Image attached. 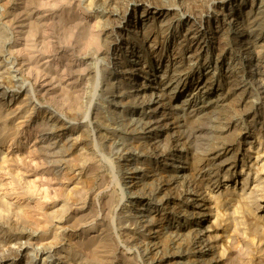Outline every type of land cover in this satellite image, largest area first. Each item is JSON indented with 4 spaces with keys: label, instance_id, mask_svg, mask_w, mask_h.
<instances>
[{
    "label": "rangeland",
    "instance_id": "rangeland-1",
    "mask_svg": "<svg viewBox=\"0 0 264 264\" xmlns=\"http://www.w3.org/2000/svg\"><path fill=\"white\" fill-rule=\"evenodd\" d=\"M66 1L0 0V97L6 96L0 100L2 104H0L2 129V131L0 129V264H130L131 262V264H159L158 262L166 259L167 256L172 258L163 260L160 264H236L240 263L242 258L246 259L248 264H264V261L262 262L264 233H262L263 229L260 230L257 226L261 224L257 216H264V182L261 179L257 181L261 185L255 182L256 185L252 186L256 177L249 171L254 158L253 150L257 149L259 153L264 151V103L257 89L256 78L253 77L251 70L253 67H249L250 63L244 59V52L240 51L238 57L233 48H223L216 41L220 29L223 32H228V28L236 31L241 26L246 27L248 24L246 20L249 22L252 18L259 26L254 32L245 31L243 34L244 37L246 36L244 41L248 46L245 48L252 56L251 39H256L264 48V2L262 0L261 2L254 0L251 3L250 0ZM256 8L259 9L257 12ZM24 12H27V15L30 13L33 17L38 16L42 22L37 26L32 24L35 31V36L31 37L33 48H36V55L43 57L46 62L38 70L43 78L49 80L53 78L54 82H58L51 87L45 85V89L42 90L32 87L34 81L32 74L37 68L29 63L32 65L30 66L32 74L29 73L27 77L22 72L21 63L27 60L25 53L23 54L26 50H23L22 39L25 35H28V38L32 35H29L28 27L27 31L25 28L22 39L20 41L17 39L20 32L19 15L21 13L24 15ZM234 12L238 13L235 17L238 19L232 21L228 16H232L231 13ZM141 14L147 16L141 18ZM256 15H258L257 20ZM57 17L59 18L56 19ZM93 22H96L97 26ZM86 24H92V27L88 26V28ZM223 25L225 27L222 28ZM144 26L147 28L145 29ZM81 31L85 32L82 37ZM144 31L147 33V38L142 37ZM236 33L237 31L235 35ZM208 34L209 40H205ZM91 37L96 40L92 41ZM114 40L116 48L112 45ZM132 45L138 47L133 54L130 50ZM241 47L243 48L242 44ZM138 51L140 52L137 53ZM119 58L122 63L119 62ZM241 58L245 63L247 62L245 65L247 67L243 69L244 73L240 68ZM137 61H139L138 66L134 64ZM259 61L255 62L262 66L264 59ZM149 75H151L150 82L145 79V76ZM20 78L29 89L28 94L20 90L21 83L15 82ZM202 78L207 82L201 81ZM145 83L148 84L149 89L138 92V95L134 94L138 87ZM150 86L153 88L150 89ZM237 87H242L244 90ZM121 94L124 97L132 95L131 98L129 95L130 99L127 98V101L125 99L124 103L127 105L120 104L118 107L117 102L121 101L122 98L119 97ZM159 96H162V101ZM52 98L56 101L53 102ZM70 99H74L77 103L80 112L79 121L73 118L70 112L65 111V103L69 104ZM147 99L151 100L154 106L152 107L155 108L152 113L155 120L151 117L148 121L152 127L153 124L160 126L157 129L160 138L155 134V141L143 138L141 126H138V122L134 120L137 118L135 112L140 111V108H136L135 102L141 101L144 104ZM44 106L50 107L56 113L52 114ZM145 108L146 106L142 111ZM54 118L64 123L71 122L72 125L62 128L58 124L45 125L46 120L53 122ZM9 125L13 126L10 128L14 134L9 130ZM217 131L218 133L223 131L224 134L228 131L227 139L232 142L228 140L224 142L226 138L224 141L213 139L216 138ZM209 132L211 135L215 133L213 134L215 136H211ZM63 134L67 135L69 141L62 139ZM229 134L231 137L228 138ZM222 143H232L233 149L231 159L229 158L222 167L208 163L209 166L200 167L195 173L186 170L190 163L188 159L192 154L200 159H203L201 158L203 156L204 159L201 161L205 158L207 160L211 150H216ZM54 150L57 151L53 153ZM59 160L60 163H55ZM211 170H216L218 173L215 174V171ZM205 173H209L206 174L208 177L214 176L211 184L206 181L200 184L202 182L200 175ZM226 175L228 176L225 179ZM242 177H248L247 185L250 186L246 188L248 194L244 198L245 201L237 198L244 186ZM225 186L231 190V193H225ZM141 187L143 189L150 187L148 191L145 189L149 193L143 196ZM216 195L220 197L216 198ZM216 199L218 200L215 201ZM198 200L202 201L201 204ZM56 206L57 208L63 206L65 215L74 214V219L78 220L73 219L67 224L59 223L58 219L59 216L62 217L63 211L59 215L58 211H55ZM148 208L150 213L146 211ZM254 209L257 211L256 214H253ZM150 220L151 226H154L151 237L148 236V239L144 236L142 239L144 241L138 242L146 232L145 227L140 228L143 226V221L147 223ZM233 221L238 230H242L241 234L231 237L230 231H227L231 229ZM140 224L141 226H138ZM130 230H133L130 232L134 234L132 237L129 234ZM135 235L142 237L134 240ZM94 236L107 241L111 258L105 263L88 254L87 250L90 249L88 247L91 246L87 241ZM176 237L182 240H176ZM236 239L252 242L253 244H250L252 254L249 255L246 251L243 253V246L241 250H235L238 248L236 245L241 247L242 244L239 242H243H238ZM144 242L147 244L145 248L150 251H143ZM12 248L16 256L10 252L9 249ZM182 248L184 251L181 250ZM196 250L197 252L203 250L202 255ZM240 251L243 255L239 253ZM178 252L179 256L187 253L188 256L191 255L189 258L192 257V260H188L190 263L180 260L177 256ZM236 253L240 255L236 256ZM235 257L241 259L237 261ZM234 259L236 262H233Z\"/></svg>",
    "mask_w": 264,
    "mask_h": 264
},
{
    "label": "bare ground",
    "instance_id": "bare-ground-1",
    "mask_svg": "<svg viewBox=\"0 0 264 264\" xmlns=\"http://www.w3.org/2000/svg\"><path fill=\"white\" fill-rule=\"evenodd\" d=\"M27 1V0H26ZM65 1V0H64ZM68 1V0H67ZM66 1V2H67ZM70 1V0H69ZM113 1V0H112ZM254 0H250V3L251 2H253ZM28 2H29V0H28ZM260 2H261V0H260ZM262 2H264V0H262ZM21 3V2H20ZM215 3V2H214ZM16 4V3H15ZM24 4V3H23ZM26 4H27V2H26ZM29 4V3H28ZM70 4V3H69ZM117 4V3H116ZM122 4V3H121ZM22 5V4H21ZM25 5V4H24ZM159 5V4H158ZM260 5H263V4H260ZM110 6V5H109ZM120 6V5H119ZM168 6V5H167ZM250 6V5H249ZM14 7H15V5H14ZM21 7H23V6H21ZM26 7V6H25ZM163 7V6H162ZM210 7V6H209ZM208 7V8H209ZM20 8V7H19ZM111 8V7H110ZM263 8V7H262ZM116 9V8H115ZM257 9V8H256ZM170 10V9H169ZM232 10V9H231ZM230 10V11H231ZM240 10V9H239ZM254 10V9H253ZM259 9H257L256 10V12L258 11ZM263 10V9H262ZM13 11V10H12ZM18 11V10H17ZM25 11V10H24ZM233 11V10H232ZM27 12H29V11H27ZM27 12H24L25 14L24 15H22V13H21V15H19V17H20V19H19V22H20V25H19V28H20V32L18 33V36H17V39L20 41L21 39H22V36H24V35H22L23 33H24V30H25V28H26V30L25 31H27V28L29 29V35L30 34H32L31 36H30V38H28L29 36L28 35H25L24 37H23V39H22V42H24V43H22V45H23V50L25 49L26 50V52H23V54L25 53V55H26V57H27V60H25V61H22V63H21V66H22V72H24V74L23 75H28L29 76V73H30V75L32 74V72L30 71V69H31V67H32V65H33V67L34 68H37V70H38V68L40 67L41 68V66H43L46 62H45V60H44V58L43 57H39L38 55H36L37 53H36V51H35V49L33 48V41H32V36L34 37L35 36V31H33V25L35 24L36 26L37 25H39V24H41L42 22H41V18H39L38 16H32L30 13H29V15H27L26 13ZM32 12V11H31ZM120 12H122V11H120ZM146 12V11H145ZM255 12V13H256ZM260 12V11H259ZM16 13V12H15ZM14 13V14H15ZM107 13V12H106ZM118 13V12H117ZM171 13V12H170ZM230 13V12H229ZM14 14H13V16H14ZM17 14V13H16ZM35 14V13H34ZM119 14V13H118ZM145 14V13H144ZM237 12H234V13H231V15L232 16H228V17H231L232 19V21L233 20H236V19H238V18H236L235 19V17H237ZM254 14V13H253ZM263 14V13H262ZM142 15V14H141ZM120 16V15H119ZM122 16V15H121ZM147 15H142L141 16V18H144V17H146ZM226 16V15H225ZM257 16L258 15H256V20H257ZM15 17V16H14ZM66 17V16H65ZM109 17V16H108ZM247 17V16H246ZM250 17V16H249ZM261 17V16H260ZM10 18H12V17H10ZM17 18V17H16ZM59 17H57L56 19H58ZM111 18H112V15H111ZM124 18H125V16H124ZM234 18V19H233ZM5 19V18H4ZM48 19V18H47ZM102 19V18H101ZM117 19V18H116ZM147 19V18H146ZM230 19V18H229ZM13 20V19H12ZM118 20V19H117ZM119 20H120V18H119ZM118 20V21H119ZM143 20V19H142ZM223 20V19H222ZM250 20V19H249ZM251 20H253L252 18H251ZM249 21L248 22V20H246V22L248 23V24H246L247 26L246 27H244V28H242V26H241V28L240 29H237L236 31H237V33H236V35H237V38H235V30H231V28L229 29L228 28V32L226 33V32H223L222 31V29H220L219 31H218V35H217V43H218V45H220V46H222L223 48L224 47H230V48H233L234 49V51L237 53V55H238V57H240V54H239V52L240 51H242V52H244V54H245V57H244V59H246V61H248L250 64V66L249 67H253V69L251 68V70H253V77L254 78H256V81H257V84H258V88L257 89H259V91H260V96L262 97L261 99H262V101H263V103H264V64L262 65V66H260L259 64L260 63H257V62H255V61H258V62H260L259 61V59L261 60V59H264V48L261 46V44H259V42L256 40V39H251L250 41L252 42L253 41V43H252V56L248 53V51L246 50V48L245 47H248L247 46V43L244 41V39L246 38V36L244 37L243 36V34L245 33V31L247 32V31H252V32H254L255 31V29L259 26H257V24H256V21ZM28 21H30V23L28 22ZM61 21V20H60ZM59 21V22H60ZM78 21V20H77ZM117 21V22H118ZM218 21V20H217ZM231 21V22H232ZM10 22V21H9ZM12 22V21H11ZM14 22H15V20H14ZM28 22V23H27ZM167 22V21H166ZM235 22V21H234ZM264 22V21H263ZM66 23V22H65ZM91 23V22H90ZM94 23V22H93ZM96 23V22H95ZM94 23V24H95ZM105 23V22H104ZM147 23V22H146ZM164 24H165V22H163ZM162 23V24H163ZM223 23V22H222ZM238 23V22H237ZM33 24V25H32ZM46 24V23H45ZM71 24V23H70ZM88 24H89V22H88ZM88 24H86L85 26L86 27H88V26H91V25H88ZM103 24V23H102ZM121 24V23H120ZM163 24V25H164ZM228 24V23H227ZM232 24H234V23H232ZM242 24V23H241ZM260 24V23H259ZM81 25V24H80ZM143 25V24H142ZM147 25V24H146ZM243 25V24H242ZM84 26V27H85ZM95 26H97V23H96V25ZM201 26V25H200ZM228 26V25H227ZM239 26V27H240ZM53 27V26H52ZM92 27V26H91ZM119 26H117V28H118ZM140 27V26H139ZM145 27V26H144ZM158 27H160V26H158ZM223 27H225V25H223L222 26V28ZM231 27V26H230ZM235 27V26H234ZM233 27V28H234ZM239 27H237V28H239ZM64 28V27H63ZM89 28V27H88ZM107 28V27H106ZM113 28V27H112ZM147 27H145V29H146ZM192 28V27H191ZM23 29V30H22ZM60 29V28H59ZM95 29V28H94ZM104 29V28H103ZM144 29V30H145ZM158 29V28H157ZM226 29V28H225ZM137 30V29H136ZM135 30V31H136ZM139 30V29H138ZM143 29L141 28V31H142ZM203 30V29H202ZM258 30V29H257ZM84 31H85V29H84ZM93 31V30H92ZM102 31V30H101ZM147 31V30H146ZM235 31V32H234ZM137 32V31H136ZM136 32H135V35H136ZM249 32V33H250ZM28 33V32H27ZM57 33V32H56ZM106 33V32H105ZM149 33H150V31H149ZM148 33V35H150ZM165 33V32H164ZM85 34V32H83V31H81V34H80V36L82 37L83 35ZM140 34H141V32H140ZM197 34V33H196ZM254 34V33H253ZM98 35V34H97ZM118 35V34H117ZM121 35V34H120ZM215 35V34H214ZM91 36H92V34H91ZM106 36V35H105ZM108 36L109 35H107V38H108ZM146 36V38L148 37L147 36V33L144 31V33L142 34V37L144 38ZM259 36V35H258ZM36 37H37V35H36ZM67 37V36H66ZM85 37V36H84ZM90 37V36H89ZM115 37H116V35H115ZM205 37V36H204ZM92 38V37H91ZM90 38V39H91ZM111 38V37H110ZM140 38H141V35H140ZM184 38V37H183ZM250 38V37H249ZM252 38V37H251ZM36 39V38H35ZM105 39V38H104ZM112 39V38H111ZM110 39V40H111ZM120 39V38H119ZM123 39V38H122ZM142 39V38H141ZM17 40V41H18ZM85 40V39H84ZM96 39H93L92 38V41H95ZM107 41H108V39H106ZM118 40V39H117ZM136 40V39H135ZM205 40H209V34H208V36H206L205 37ZM16 41V42H17ZM40 41V40H39ZM83 41V40H82ZM37 42V41H36ZM77 42V41H76ZM88 42H90V41H88ZM111 42V41H110ZM115 40H114V44H112V45H114V47H115ZM152 42V41H151ZM21 43V42H20ZM38 43V42H37ZM87 43V42H86ZM95 43V42H94ZM181 43V42H180ZM196 43V42H195ZM19 44V43H18ZM91 44V43H90ZM136 44H138L137 42H136ZM186 44V43H185ZM204 44V43H203ZM241 44L243 45V48L241 47ZM250 44V43H249ZM47 45V44H46ZM82 45V44H81ZM143 45V44H142ZM180 45V44H179ZM182 45V44H181ZM217 45V46H218ZM87 46V45H86ZM121 46V45H120ZM139 46V45H138ZM207 47V46H206ZM21 47H20V49H22ZM47 48V47H46ZM116 48V47H115ZM114 48V49H115ZM129 48V47H128ZM14 49V48H13ZM18 49V48H17ZM17 49H16V51H17ZM24 50V51H25ZM50 50V49H49ZM120 50V49H119ZM130 50H131V52H132V54L136 51V50H138V47L136 46V45H132V46H130ZM223 50V49H222ZM22 51V50H21ZM43 51H45V49L43 50ZM141 51V50H140ZM140 51H138L137 53H139ZM229 51V50H228ZM251 51V50H250ZM15 52V51H14ZM112 52H114V50H112ZM123 52V51H122ZM130 52V53H131ZM22 53V52H21ZM230 53V52H229ZM235 53V54H236ZM6 54V53H5ZM234 53H232V55H233ZM242 54V53H241ZM65 55V54H64ZM123 55V53H121L120 54V56H122ZM207 56V55H206ZM238 57H236V58H238ZM5 58H7V57H5ZM138 58L140 59V56H138ZM26 59V58H25ZM178 59V58H177ZM23 60V59H22ZM47 60V59H46ZM118 60H120L119 62H121V59L119 58ZM231 60V59H230ZM242 60V61H241ZM241 63L242 64H240L241 65V69H242V72H243V69L245 70V68L247 67H245V65H247L246 63H245V61H243V59L241 58ZM28 63V64H27ZM32 64V65H30V64ZM51 63V62H50ZM122 63V62H121ZM120 63V64H121ZM139 63V61H137L136 63H134V64H138ZM47 65V64H46ZM179 65V64H178ZM31 66V67H30ZM138 66V65H137ZM141 66V65H140ZM57 67V66H56ZM63 67V66H62ZM171 67V66H170ZM193 67V66H192ZM32 69L33 71L35 70V69ZM106 68V67H105ZM135 68V67H134ZM153 68V67H152ZM166 68V67H165ZM142 69V68H141ZM164 69V68H163ZM162 69V70H163ZM189 69V68H188ZM248 69V68H247ZM21 70V69H20ZM35 71V75L34 74H32V77L34 78V81H33V85H32V87L33 88H39L40 90H42V89H45L44 87H45V85H48V87H49V85H50V87H51V85H54V83L56 84V83H58V82H54L53 81V78L51 79V80H49V79H47V78H43L42 76H41V74H40V70H38V71ZM151 70V69H150ZM170 70V69H169ZM173 70V69H172ZM179 70H181V69H179ZM236 70V69H235ZM250 70V71H251ZM14 71V70H13ZM15 71H18V70H15ZM84 71V70H83ZM140 71V70H139ZM240 71V70H239ZM4 72V71H3ZM21 72V71H20ZM134 72V71H133ZM150 72V71H149ZM172 72V71H171ZM187 72V71H186ZM246 72V71H245ZM165 73V72H164ZM173 73V72H172ZM171 73V74H172ZM178 73V72H177ZM244 73V72H243ZM249 73V72H248ZM251 73V72H250ZM21 74V73H20ZM19 74V75H20ZM54 74V73H53ZM163 74V73H162ZM174 74V73H173ZM185 74V73H184ZM190 74V73H189ZM238 74H239V72H238ZM34 75V76H33ZM43 75V74H42ZM62 75V74H61ZM126 75V74H125ZM134 75H136V74H134ZM164 75V74H163ZM177 75V74H176ZM180 75V74H179ZM187 75V74H186ZM231 75V74H230ZM27 76V77H28ZM47 76V75H46ZM53 76V75H52ZM58 76V75H57ZM124 76V75H123ZM156 76V75H155ZM183 76V75H182ZM181 76V77H182ZM204 76V75H203ZM211 76V75H210ZM249 76V75H248ZM31 77V78H32ZM45 77V76H44ZM55 77V76H54ZM129 77V76H128ZM167 77H168V75H167ZM174 77H176V76H174ZM173 77V78H174ZM33 78H32V80H33ZM161 78V77H160ZM170 78V77H169ZM177 78V77H176ZM180 78V77H179ZM206 78V77H205ZM213 78V77H212ZM227 78V77H226ZM233 78V77H232ZM23 79V78H22ZM27 79V78H26ZM145 79H146V81H149L150 79H151V75H149V76H145ZM199 79V78H198ZM207 79V78H206ZM205 79V80H206ZM234 79V78H233ZM250 79V78H249ZM251 79H252V77H251ZM19 80V81H18ZM60 80V79H59ZM170 80V79H169ZM175 80V79H174ZM178 80V79H177ZM180 80H181V78H180ZM204 80V78H202L201 79V81H203ZM204 80V81H205ZM209 80V79H208ZM245 80V79H244ZM243 80V81H244ZM168 81V80H167ZM173 81V80H172ZM199 81V80H198ZM253 81V80H252ZM251 81V82H252ZM13 83H15V82H17L18 84L19 83H21V84H19V87H20V90L22 89V91H24V92H29V89H27L26 88V85H24L25 83H24V81H22L21 80V78L20 79H17L15 82L14 81H12ZM26 82V81H25ZM145 82V81H144ZM150 82V81H149ZM152 82H153V80H152ZM206 82H207V80H206ZM229 82V81H228ZM236 82V81H235ZM238 82V81H237ZM240 82V81H239ZM154 83V82H153ZM168 84H169V82H167ZM178 83H180V82H178ZM232 83V82H231ZM64 84H65V82H64ZM150 84V83H149ZM175 84V83H174ZM196 84H198V83H196ZM230 84V83H229ZM228 84V85H229ZM233 84V83H232ZM58 85V84H57ZM171 85V84H170ZM177 85V84H176ZM240 85H243V84H240ZM246 86H247V84H245ZM62 86V85H61ZM65 86V85H64ZM155 86V85H154ZM160 86V85H159ZM164 86V85H163ZM162 86V87H163ZM165 86H166V84H165ZM229 86H232V85H229ZM229 86H228V89H229ZM235 86V85H234ZM256 86V85H255ZM28 87V86H27ZM47 87V88H48ZM59 87V86H58ZM136 87V86H135ZM134 87V88H135ZM177 87H178V85H177ZM206 87V86H205ZM227 87V86H226ZM233 87V86H232ZM245 87V86H244ZM252 87V86H251ZM4 87H2V89H3ZM151 88H153L152 86H150V89ZM155 88V87H154ZM173 88V87H172ZM176 88V87H175ZM180 88V87H179ZM235 88V87H234ZM234 88H230V90L232 89H234ZM237 88H239V89H241V90H244V89H242V87H237ZM30 89H31V87H30ZM66 89H68V87L66 88ZM137 89V88H136ZM149 89V86H148V84L147 83H145L144 85L142 84L141 86H139L138 87V89L136 90V92L134 93V94H136L137 93V95H138V92H140V91H145V90H148ZM168 89V88H167ZM207 89V88H206ZM256 89V88H255ZM129 90V89H128ZM134 90V89H133ZM164 90V89H163ZM235 90V89H234ZM21 91V92H22ZM57 91V90H56ZM63 91V90H62ZM68 91V90H67ZM70 91V90H69ZM154 91V90H153ZM192 91V90H191ZM229 91V90H228ZM42 92H44V90L42 91ZM47 92V91H46ZM122 92V91H121ZM127 92V91H126ZM125 92V93H126ZM240 91H238V93H239ZM257 92V91H256ZM19 93V92H18ZM117 93H120V92H118L117 91ZM131 93V92H130ZM154 93V92H153ZM237 93V94H238ZM242 92H240V94H241ZM28 94V93H27ZM30 94V93H29ZM49 94V93H48ZM53 94V93H52ZM71 94H72V92H71ZM133 94V93H132ZM132 94H129L130 95V98H131V95ZM145 94H147L146 92H145ZM151 94V93H150ZM218 94V93H217ZM25 95V94H24ZM118 95V94H117ZM122 95V96H121ZM119 97L120 98H122L121 99V101H119V102H117V106L119 107L120 106V104H122V105H127L126 103H124V101H125V99H126V101L128 100L127 98H129V95L128 96H123V94H121ZM140 95V94H139ZM172 95V94H171ZM224 95V94H223ZM247 95V94H246ZM38 96V95H37ZM61 96V95H60ZM142 96V95H141ZM140 96V97H141ZM150 96V95H149ZM248 96H249V94H248ZM252 96V95H251ZM6 96L5 95H2V97H0V100L1 99H4ZM28 97H30V96H28ZM55 97V96H54ZM69 97H71V96H69ZM68 97V98H69ZM73 97V96H72ZM135 97V96H134ZM137 97V96H136ZM147 97V96H146ZM158 97V96H157ZM160 97V96H159ZM162 97V96H161ZM161 97H160V99H161ZM167 97H169V96H167ZM255 97H257V96H255ZM255 97H254V99H255ZM24 98H25V96H24ZM62 98H63V96H62ZM129 98V99H130ZM147 98H149V97H147ZM219 98H220V96H219ZM218 98V99H219ZM241 98V97H240ZM250 98V97H249ZM64 99V98H63ZM76 99V98H75ZM136 99V98H135ZM156 99V98H155ZM171 99V98H170ZM217 99V100H218ZM220 99H222V97L220 98ZM239 99V98H238ZM257 99V98H256ZM16 100V99H15ZM23 100H25V99H23ZM23 100H20V101H22L23 102ZM30 100V99H29ZM52 100H53V98H52ZM118 100H120V99H118ZM132 100H134V99H132ZM145 100V99H144ZM184 100H186V99H184ZM216 100V99H215ZM223 100V99H222ZM221 100V101H222ZM247 100V99H246ZM245 100V101H246ZM251 100V99H250ZM3 101V100H2ZM1 101V102H2ZM8 101V100H7ZM6 101V102H7ZM54 101H56V100H53V102ZM68 101V100H67ZM76 101H77V99H76ZM74 99H70V102H69V104H67V103H65V108H66V110L65 111H67V112H70L71 114V116L73 117V118H77V120H78V118L80 117V112H79V109L77 108V103H75L76 102ZM139 101V100H138ZM161 101H162V99H161ZM161 101H158V102H161ZM163 101H164V99H163ZM183 101V100H182ZM191 101V100H190ZM219 101V100H218ZM240 101V100H239ZM238 101V102H239ZM242 101V100H241ZM249 101V100H248ZM25 102V101H24ZM23 102V103H24ZM52 102V101H51ZM123 102V103H122ZM135 102V101H134ZM144 102V101H143ZM185 102V101H184ZM243 102V101H242ZM252 102V101H251ZM258 102V101H257ZM3 103V102H2ZM10 103V102H9ZM136 103V108L138 107V108H140V111H136L135 112V115H136V119H134V120H136V122H138V126H141V130L143 131L142 133L144 134V137L143 138H145V139H147V140H151V139H154V141H155V139H156V136H154L155 134L157 135V134H159L158 132H157V129H159L160 128V126L159 125H155L154 126V124H153V127L151 126V124H150V121H148V119L150 120L151 119V117H152V113H153V111L155 110V108H153L154 106H153V103H151V100L150 99H147L146 101H145V105L143 104V103H141V101H140V103L138 102H135ZM165 103V102H164ZM204 103V102H203ZM208 103V102H207ZM214 103H217V102H214ZM225 103V102H224ZM241 103V102H240ZM262 103V102H261ZM262 103V104H263ZM1 104V103H0ZM20 104V103H19ZM27 104V103H26ZM56 104V103H55ZM60 104H62V103H60ZM159 104V103H158ZM185 104V103H184ZM209 104V103H208ZM223 104V103H222ZM231 104V103H230ZM246 104V103H245ZM249 104H251V103H249ZM257 104V103H256ZM2 105V104H1ZM21 105V104H20ZM30 105V104H29ZM40 105V104H39ZM201 105H202V103H201ZM214 105V104H213ZM254 105V104H253ZM253 105H252V107H253ZM259 105V104H258ZM31 106H32V104H31ZM37 106V105H36ZM41 106V105H40ZM146 106V108H145V110L144 111H142L143 110V108ZM153 106V107H152ZM166 106V105H165ZM164 106V107H165ZM191 106V105H190ZM204 106V105H203ZM209 106V105H208ZM45 107V106H44ZM47 107V106H46ZM45 107V108H46ZM78 107H80V106H78ZM143 107V108H142ZM155 107H157V106H155ZM181 107V106H180ZM213 107V106H212ZM24 108V107H23ZM36 108V107H35ZM40 108H43V107H40ZM44 108V109H45ZM166 108V107H165ZM183 108V107H182ZM200 108V107H199ZM224 108V107H223ZM32 109H34V108H32ZM60 109V108H59ZM158 109V108H157ZM188 109H189V107H188ZM202 109V108H201ZM207 109V108H206ZM252 109V108H251ZM23 110V109H22ZM36 110V109H35ZM47 110L49 111V112H52V114L54 113H56V112H54V110L53 109H51L50 107H47ZM184 110V109H183ZM185 110H186V108H185ZM190 110V109H189ZM204 110V109H203ZM208 110V109H207ZM33 111V110H32ZM209 111H210V109H209ZM17 112V111H16ZM21 113V112H20ZM36 113H37V111H36ZM162 113V112H161ZM17 114V113H16ZM68 114V113H67ZM130 114V113H129ZM163 114H165V112L163 113ZM218 114V113H217ZM4 115V114H3ZM66 115V114H65ZM69 115V114H68ZM157 115V114H156ZM168 115V114H167ZM161 116V115H160ZM209 116V115H208ZM212 116V115H211ZM24 117V116H23ZM68 117V116H67ZM228 117V116H227ZM12 118V117H11ZM70 118V117H69ZM155 118V117H154ZM161 118V117H160ZM176 118V117H175ZM196 118V117H195ZM219 118H220V116H219ZM152 119H153V117H152ZM166 119V118H165ZM197 119V118H196ZM131 120H133V119H131ZM153 120H155V119H153ZM199 120V119H198ZM201 120V119H200ZM44 121V120H43ZM47 122H46V126H53V125H55V124H58L59 125V127L60 128H62L63 126H67V127H70L71 125H72V123L71 122H68V123H64V122H62V121H59V120H57V118H56V120H55V118H54V121L53 122H50L49 120H46ZM70 121V120H69ZM79 121V120H78ZM159 121V120H158ZM162 121V120H161ZM187 121V120H186ZM189 121V120H188ZM39 122V121H38ZM73 122V121H72ZM82 122V121H81ZM164 122V121H163ZM10 123V122H9ZM158 123V122H157ZM156 123V124H157ZM164 123H166V122H164ZM174 123V122H173ZM177 123V122H176ZM184 123V122H183ZM12 124V123H11ZM43 124V123H42ZM140 124V125H139ZM175 124V123H174ZM178 124V123H177ZM185 124H187V123H185ZM79 125V124H78ZM173 125V124H172ZM127 126V125H126ZM128 126H130V125H128ZM137 126V127H138ZM164 126V125H163ZM228 126V125H227ZM10 127H13L12 125L10 126L9 125V130H11V133L13 132L12 131V129L10 128ZM16 127V126H15ZM136 127V126H135ZM134 127V128H135ZM174 127V126H173ZM175 127H176V125H175ZM2 128H3V126H2ZM5 128V127H4ZM7 128V129H8ZM47 128V127H46ZM46 128H44V129H46ZM74 128V127H73ZM132 128H133V126H132ZM214 128V127H213ZM235 128V127H234ZM0 129H1V127H0ZM57 129V128H56ZM116 129V128H115ZM128 129V128H127ZM165 129V128H164ZM170 129V128H169ZM188 129V128H187ZM191 129V128H190ZM211 129V128H210ZM209 129V130H210ZM51 130V129H50ZM74 130V129H73ZM112 130V129H111ZM130 130H132V129H130ZM174 130V129H173ZM175 130H177V129H175ZM216 130V129H215ZM234 130V129H233ZM1 131H2V129H1ZM1 131H0V133H1ZM8 131V130H7ZM46 131V130H45ZM108 131V130H107ZM113 131V130H112ZM155 131H156V133H155ZM214 131V130H213ZM236 131V130H235ZM15 132V131H14ZM71 132V131H70ZM114 132V131H113ZM165 132H167V129H166V131ZM199 132V131H198ZM212 132V131H211ZM228 132V131H227ZM227 132H225V134L223 133V131H221V132H219L218 133V131H217V136H216V138H213V139H219V140H223L224 141V139L226 138V140L224 141V142H226L228 139H227ZM230 132V131H229ZM5 133V132H4ZM172 133H174V132H172ZM7 134V133H6ZM9 134V133H8ZM12 134H14V133H12ZM11 134V135H12ZM110 134V133H109ZM166 134V133H165ZM177 134V133H176ZM209 134H210V132H209ZM213 134H215V133H213ZM211 135V136H215V135ZM4 135V134H3ZM107 135V134H106ZM141 135V134H140ZM175 135V134H174ZM165 136V135H164ZM163 136V137H164ZM199 136H201V135H199ZM60 137V136H59ZM58 137V138H59ZM76 137V136H75ZM157 137H159V135H157ZM170 137V136H169ZM172 137V136H171ZM178 137H180V136H178ZM177 137V138H178ZM189 137V136H188ZM194 137V136H193ZM204 137H205V135H204ZM229 137H231L230 136V134L228 135V138ZM77 138V137H76ZM160 138V137H159ZM162 138V137H161ZM167 138V137H166ZM176 138V139H177ZM196 138H197V136H196ZM200 138V137H199ZM210 138V137H209ZM62 139H65V141L67 142V141H69L68 140V138H67V135L66 134H63V136H62ZM73 139V138H72ZM158 139V138H157ZM172 139V138H171ZM185 139V138H184ZM208 139V138H207ZM261 139V138H260ZM55 140V139H54ZM74 140V139H73ZM132 140V139H131ZM201 140H203V139H201ZM211 140V139H210ZM233 140V139H232ZM43 141V140H42ZM49 141V140H48ZM64 141V140H63ZM152 141V140H151ZM150 141V142H151ZM171 141V140H170ZM173 141V140H172ZM177 141V140H176ZM204 141H205V139H204ZM213 141V140H212ZM217 141V140H216ZM222 141V142H223ZM228 141H230V140H228ZM227 141V142H228ZM158 142V141H157ZM178 142V141H177ZM208 142V141H207ZM214 142V141H213ZM230 142H232V141H230ZM261 142V141H260ZM264 142V141H263ZM132 143V142H131ZM156 143V142H155ZM176 143V142H175ZM210 143V142H209ZM217 143V142H216ZM65 144H67V143H65ZM72 144V143H71ZM198 144V143H197ZM200 144V143H199ZM202 144V143H201ZM204 144H206V143H204ZM210 144H212V143H210ZM220 144V143H219ZM254 144V143H253ZM257 144L259 145V143L257 142ZM46 145H47V143H46ZM45 145V146H46ZM213 145V144H212ZM215 145V144H214ZM43 146V145H42ZM41 146V147H42ZM44 146V147H45ZM53 146V145H52ZM60 146V145H59ZM129 146V145H128ZM130 146H131V144H130ZM154 146V145H153ZM156 146V145H155ZM204 146V145H203ZM202 146V147H203ZM263 146H264V143H263ZM47 147V146H46ZM147 147V146H146ZM173 147V146H172ZM206 148H208L207 146H205ZM204 147V148H205ZM214 147V146H213ZM251 147V146H250ZM261 147V146H260ZM209 148L210 149H212L211 148V146L209 145ZM209 148L207 149V150H209ZM245 148V147H244ZM253 148V147H252ZM252 148H250V149H252ZM256 148H259V147H256ZM40 149V148H39ZM54 149V148H53ZM64 149V148H63ZM47 150V149H46ZM58 150V149H57ZM56 150V151H57ZM67 150V149H66ZM253 150V149H252ZM52 151V150H51ZM55 150L53 151V153L54 152H56ZM203 151V150H202ZM251 151V150H250ZM254 151V155H253V160L251 161V169L249 170L251 173H252V175H254L256 178V180H254V182H252V186H255L256 184H255V182H257V181H259V180H263V182H264V177H262V176H264V151H261V153H259L258 151H257V149L256 150H253ZM47 152V151H46ZM58 153V152H57ZM62 153V152H61ZM233 153V149H232V143H222L221 144V146L219 147V148H217L216 150H214V149H212L211 150V153H210V155H209V158L206 160V158H205V160L204 161H201V160H203L204 159V157L202 156L201 158H203V159H200V158H197L196 156H193V154H192V156H191V158L190 159H188L189 160V162L190 163H188V167H187V169L186 170H188V172H190V173H195L196 172V170L198 169H200V167H205V166H209L208 165V163H213V164H216L219 168L220 167H222L227 161H229V158L232 156L231 154ZM251 153V152H250ZM45 154V153H44ZM191 154V153H190ZM5 155V154H4ZM52 155V154H51ZM251 155V156H252ZM60 156V155H59ZM180 158V157H179ZM53 159V158H52ZM58 159V158H57ZM64 159V158H63ZM66 159V158H65ZM185 159V158H184ZM198 159H200V160H198ZM231 159V158H230ZM50 160V159H49ZM63 161V160H62ZM66 161V160H65ZM182 161V160H181ZM142 162V161H141ZM164 162V161H163ZM3 163V162H2ZM1 163V164H2ZM55 163H60V160H59V162L57 161H55ZM66 164V163H65ZM170 165V164H169ZM2 167V166H1ZM57 167V166H56ZM186 167V166H185ZM199 167V168H198ZM212 167V166H211ZM211 169V168H210ZM249 169V168H248ZM60 170V169H59ZM164 170V169H163ZM184 171V170H183ZM212 171V170H211ZM215 171V174H217L216 173V170H214ZM214 171H212V172H214ZM219 171V170H218ZM206 172V171H205ZM241 172V171H240ZM243 172V171H242ZM67 173H68V171H67ZM173 173V172H172ZM181 173V172H180ZM202 173V172H201ZM210 173V172H209ZM209 173L207 174V173H205L204 175H200L201 177V180H202V182H200V184L201 183H203L204 181H206V182H211V180H212V177H213V179H214V176H212L211 175V177H208L207 175H209ZM184 174V173H183ZM207 174V175H206ZM228 174H229V172H228ZM248 174V173H247ZM157 175V174H156ZM163 175V174H162ZM166 175V174H165ZM197 175V174H196ZM232 175H234V174H232ZM57 176V175H56ZM181 176V175H180ZM227 176L228 175H226L224 178L226 179L227 178ZM245 176H246V174H245ZM250 176V175H249ZM248 176V177H249ZM248 177H245V178H243L242 177V183H243V185L245 186H243V189L238 193V195H239V197H237L239 200L241 199L242 201H245L244 200V198H246L247 197V194H246V190L250 187L249 185H247L248 183V181H247V179H248ZM180 178V177H179ZM251 178V177H250ZM166 179V178H165ZM175 180V179H174ZM250 181V180H249ZM137 183V182H136ZM259 182H257V184H258ZM211 184V183H210ZM260 185H261V183H259ZM131 185H133V184H131ZM170 185V184H169ZM199 185V184H198ZM247 185V186H246ZM250 185H251V183H250ZM263 185H264V183H263ZM172 186V185H171ZM170 186V187H171ZM258 186V185H257ZM152 187V186H151ZM226 187V186H225ZM240 187H242V186H240ZM82 188V187H81ZM142 188V187H141ZM247 188V189H246ZM143 189V188H142ZM146 188H144L141 192H142V194H143V196L144 195H146L147 193H149V192H147L148 190H150V187L149 188H147L146 190H145ZM241 189V188H240ZM79 190V189H78ZM224 190V189H223ZM225 193H227L228 194V192H230L231 190L230 189H228V187H226L225 188ZM234 190V189H233ZM77 191V190H76ZM214 191V190H213ZM261 192V191H260ZM81 193V192H80ZM80 193H79V195H80ZM82 193H83V191H82ZM154 193V192H153ZM152 193V194H153ZM210 193V192H209ZM231 193V192H230ZM232 193H234L233 191H232ZM141 194V195H142ZM197 194V193H196ZM207 194V193H206ZM252 194V193H251ZM137 195V194H136ZM139 195V194H138ZM163 195V194H162ZM208 195V194H207ZM235 195H237V192H236V194ZM74 196V195H73ZM152 196V195H151ZM215 196V194L213 195V197ZM217 196H219V195H216V198H217ZM230 196H231V194H230ZM256 196V195H255ZM77 197H78V195H77ZM82 197V196H81ZM159 197V196H158ZM195 197V196H194ZM220 197V196H219ZM232 197V196H231ZM79 198V197H78ZM169 198V197H168ZM191 198V197H190ZM197 198V197H196ZM206 198V197H205ZM257 198V197H256ZM74 199V198H73ZM194 199V198H193ZM214 199V198H213ZM234 199V198H233ZM144 200V199H143ZM142 200V201H143ZM202 200V199H201ZM218 199H216L215 201H217ZM228 200V199H227ZM133 201V200H132ZM147 201V200H146ZM199 201V200H198ZM204 201V200H203ZM214 201V202H215ZM229 201V200H228ZM107 202V201H106ZM111 202H113V201H111ZM196 202H197V200H196ZM200 202V201H199ZM198 202V203H199ZM202 202V201H201ZM201 202L199 203V204H201ZM239 202V201H238ZM252 202V201H251ZM254 202V201H253ZM252 202V203H253ZM67 203V202H66ZM135 203V202H134ZM145 203V202H144ZM172 203V202H171ZM195 203V202H194ZM213 203V202H212ZM220 203H221V200H220ZM237 203V202H236ZM240 203V202H239ZM238 203V204H239ZM243 203V202H242ZM247 203L248 202H246V205H247ZM255 203V202H254ZM62 204V203H61ZM107 204V203H106ZM148 204V203H147ZM237 204V205H238ZM43 204H41V206H42ZM60 205V204H59ZM195 205V204H194ZM241 205V204H240ZM245 205V206H246ZM258 205H259V203H258ZM64 206V205H63ZM63 206H60V208L58 207L57 208V206H56V208H55V211H58V214L59 213H61L62 211H63ZM146 206H148V205H146ZM145 206V207H146ZM153 206V205H152ZM156 206V205H155ZM158 206V205H157ZM236 206V205H235ZM243 206V205H242ZM144 207V208H145ZM149 207V206H148ZM219 207V206H218ZM250 207V206H249ZM106 208V207H105ZM140 208V207H139ZM150 208V207H149ZM148 208V210H146L148 213H150L149 211H150V209H152V208H150L149 209ZM157 208V207H156ZM195 208V207H194ZM198 208V207H197ZM232 208H233V206H232ZM39 209V208H38ZM49 209V208H48ZM147 209V208H146ZM227 209V208H226ZM235 209V208H234ZM243 209H245V207L243 208ZM248 209H250V208H248ZM252 209V208H251ZM141 210H143V209H141ZM215 210V209H214ZM230 210V209H229ZM255 210V209H254ZM39 211V210H38ZM54 211V210H53ZM153 211V210H152ZM180 211V210H179ZM185 211V210H184ZM194 211V210H193ZM18 212H19V210H18ZM43 212V211H42ZM51 212V211H50ZM50 212H49V214H50ZM64 212H65V209H64V211H63V213H61L62 215V217H60L59 216V219H58V222L59 223H64V224H67V223H71V221L74 219V214L73 215H65L64 214ZM142 212V211H141ZM157 212V211H156ZM192 212V211H191ZM203 212V211H202ZM249 212V211H248ZM251 212V211H250ZM256 210L255 211H253V214L255 213L256 214ZM130 213V212H129ZM147 213V214H148ZM216 213H217V211H216ZM252 213V212H251ZM56 214V213H55ZM67 214V213H66ZM71 214V213H70ZM146 214V215H147ZM157 214V213H156ZM185 214V213H184ZM192 214H194V213H192ZM214 214V213H213ZM51 215H53V213H51ZM60 215V214H59ZM142 215V214H141ZM144 215V214H143ZM142 215V216H143ZM153 215V214H152ZM204 215V214H203ZM202 215V216H203ZM218 215V214H217ZM258 215V214H257ZM53 216H55V215H53ZM149 217H150V215H148ZM206 216V215H205ZM208 216V215H207ZM251 216V214L249 215V217ZM152 217V216H151ZM223 217V216H222ZM45 218V217H44ZM140 218H142V217H140ZM203 218V217H202ZM149 219V218H148ZM152 219H153V217H152ZM198 219V218H197ZM207 219H208V217H207ZM214 219V218H213ZM219 219V218H218ZM217 219V220H218ZM257 219H258V221H259V223H261V224H257V226L260 228V230H261V228L263 229V231H262V233H264V216H262V217H259V216H257ZM74 220H78V219H74ZM138 220H139V218H138ZM154 221H155V219H153ZM216 220V219H215ZM240 220V219H239ZM22 221V220H21ZM146 221V220H145ZM145 221H143V223H142V225L143 226H141V224L140 225H138V226H141L140 228H142V227H145V229H146V232L144 233L145 235H142L143 236V238H141L140 236H136L135 238H134V240H139L140 238V240L138 241V242H140V241H144V240H142V239H144V236L145 237H147L148 239H149V237H151V230H152V228L154 227V226H151L152 224H151V220L150 221H148L147 223L145 222ZM210 221V220H209ZM236 221V220H235ZM249 221H251V220H249ZM48 222V221H47ZM50 222V221H49ZM134 222V221H133ZM136 222V221H135ZM142 222V221H141ZM217 222V221H216ZM220 223H221V221H219ZM252 222V221H251ZM256 222V221H255ZM255 222H253V223H255ZM58 223V224H59ZM74 223H76V222H74ZM144 223H146V225L144 224ZM153 223V222H152ZM156 223H157V221H156ZM162 223V222H161ZM197 223V222H196ZM58 224H57V226H58ZM136 224H137V222H136ZM232 224V227H231V229L229 230L228 229V231L227 232H229V236H231V237H233V235H238V234H241V230L239 229L238 230V228H237V226L235 225L236 223L233 221V223H231ZM242 224V223H241ZM61 225V224H60ZM153 225H156V224H153ZM162 225V224H161ZM198 225V224H197ZM204 225V224H203ZM249 225V224H248ZM253 225V224H252ZM228 226H229V224H228ZM4 227V226H3ZM14 227V226H13ZM59 227V226H58ZM61 227V226H60ZM78 227H80V226H78ZM132 227V226H131ZM156 227V226H155ZM258 227H256V228H258ZM62 228V227H61ZM202 228H204V227H202ZM225 228H229V227H225ZM55 229V228H54ZM63 229V228H62ZM74 229V228H73ZM78 229V228H77ZM208 229V228H207ZM85 230V229H84ZM138 230H139V228H138ZM140 230H142V229H140ZM197 230V229H196ZM208 230H210V229H208ZM225 230V229H224ZM227 230V229H226ZM90 231V230H89ZM133 230H130L129 231V234H131L130 232H132ZM258 231V230H257ZM15 232V231H14ZM56 232H58V229H57V231ZM60 232V231H59ZM137 232V231H136ZM139 232V231H138ZM154 232H156V231H154ZM238 232H240V233H238ZM260 232V231H259ZM124 233V232H123ZM126 233V232H125ZM142 233V232H141ZM147 233V234H146ZM139 234V233H138ZM162 234V233H161ZM231 234V235H230ZM55 235V234H54ZM94 235V234H93ZM126 235V234H125ZM134 235V234H133ZM132 234L130 235L131 237L133 236ZM160 235V234H159ZM223 235V234H222ZM243 235V234H242ZM127 237H128V235H126ZM129 236V237H130ZM149 236V237H148ZM164 236V235H163ZM241 236V235H240ZM264 236V235H263ZM94 237H96V238H94ZM94 237H92V238H94V239H90L89 241H91V242H89V241H87L88 242V244H90V246L91 247H88V248H90V249H88L87 251H88V254L91 256V257H94V258H98L99 259V261H101V262H107L111 257H110V253H109V251H108V246H107V241L105 242L104 240L102 241L101 239H99L97 236H94ZM13 238V237H12ZM177 238V237H176ZM226 238V237H225ZM244 238V237H243ZM242 238V239H243ZM257 238V237H256ZM261 238V237H260ZM259 238V239H260ZM263 238V240H264V237H262ZM57 239V238H56ZM88 239V238H87ZM166 239V238H165ZM197 239V238H196ZM199 239V238H198ZM234 239V238H233ZM247 240H249L248 238H246ZM13 240V239H12ZM128 240H130V239H128ZM176 240H182V239H180V237H178ZM193 240V239H192ZM191 240V241H192ZM230 240V239H229ZM235 240V239H234ZM245 240V239H244ZM252 240H253V238H252ZM131 241V240H130ZM194 241V240H193ZM200 241V240H199ZM199 241H197V242H199ZM210 241V240H209ZM230 241H232V240H230ZM236 241H238L237 239H236ZM239 241H243V240H239ZM238 241V242H239ZM261 241V240H260ZM166 242V241H165ZM179 242V241H178ZM247 241H243V242H239V243H241L242 245H241V247H239L240 245H236V247H238V248H235V246H234V248H235V250L237 249V250H241L242 249V246L244 247V249H242V252L243 253H245V251H246V253L248 252V254L250 255V254H252V253H250L251 252V250H250V248H251V246H250V244L252 243H250V241L249 242H247ZM15 243V242H14ZM145 243V242H144ZM143 243V244H144ZM180 243H182V242H180ZM201 243V242H200ZM212 243V242H211ZM234 243V242H233ZM239 243H237V244H239ZM244 243V244H243ZM258 243H259V241H258ZM207 244H209V243H207ZM253 244V243H252ZM232 245V244H231ZM10 246V245H9ZM140 246H142V245H140ZM147 246V244L145 243L144 244V249H143V251L144 252H146V250L147 251H150V249H147V248H145ZM150 246V245H149ZM155 246V245H154ZM153 246V247H154ZM207 247V246H206ZM209 247V246H208ZM11 248V247H10ZM143 248V247H142ZM149 248V247H148ZM158 248V247H157ZM157 248H156V250H157ZM212 248H214V247H212ZM234 248H232V249H234ZM261 248V247H260ZM3 249V248H2ZM14 248H12V249H9L10 250V252H13V254H14V251L15 250H13ZM20 249V248H19ZM81 249V248H80ZM155 249V248H154ZM184 249H186V247L184 248ZM192 249V248H191ZM205 249V248H204ZM210 249V248H209ZM18 250V249H17ZM181 250H183V248L181 249ZM194 250H195V248H194ZM255 250V249H254ZM258 250H259V248H258ZM153 252L155 251V250H152ZM165 251V250H164ZM174 251V250H173ZM184 251V250H183ZM187 251H189V249H188V246H187ZM211 251V250H210ZM260 251V250H259ZM1 252V251H0ZM7 252H9V251H7ZM195 252V251H194ZM196 252H197V250H196ZM202 252H203V250H200V252L198 251L197 253H199L200 255H202ZM207 252H208V250H207ZM234 253H235V251H233ZM241 251L239 252V253H241L242 255H243V253H242ZM77 253V252H76ZM143 253V252H142ZM148 253V252H147ZM192 253V252H191ZM233 253V254H234ZM237 254L236 253V256L237 255H240V254ZM17 254V253H16ZM19 254V253H18ZM83 254H85V253H83ZM144 254V253H143ZM149 254H150V252H149ZM182 254H185V253H182ZM188 254V253H187ZM187 254H185V255H183V256H179L180 255V253L178 252L177 253V256L180 258V260H186L185 261V263L189 260V259H191V258H189L190 256H188ZM248 254H247V256H248ZM15 255V254H14ZM87 255V254H86ZM145 255V254H144ZM164 255V254H163ZM169 256H170V253L168 254ZM194 255V254H193ZM235 255V254H234ZM9 256H10V254H9ZM16 256V255H15ZM72 256V255H71ZM143 256V255H142ZM148 255H146V257H147ZM153 256V255H152ZM155 256V255H154ZM172 256V255H171ZM208 256V255H207ZM212 256V255H211ZM210 256V257H211ZM233 256V255H232ZM263 256V255H262ZM18 257H19V255H18ZM145 257V256H144ZM163 257V256H162ZM165 257H166V255H165ZM202 257H204V256H202ZM246 257V256H245ZM172 257H168L167 256V258L166 259H161L158 263L160 264L161 262H163V260H169V259H171ZM236 258V257H235ZM237 258H239V257H237ZM236 258V259H237ZM149 259V258H148ZM147 259V260H148ZM200 259H202V258H200ZM236 259H234L235 261H233V262H236ZM241 259V258H240ZM240 259H237V261H239ZM256 259V258H255ZM113 260V259H112ZM192 260V259H191ZM196 260V259H195ZM203 260V259H202ZM246 259H243L242 258V261L240 262V263H236V264H248L246 261H245ZM175 261V260H174ZM183 261V262H184ZM190 261V260H189ZM188 261V262H189ZM200 261V260H199ZM227 261V260H226ZM225 261V262H226ZM255 261V260H254ZM264 260H262V262H263ZM243 262V263H242ZM132 263V262H131ZM130 263V264H131ZM190 263V262H189ZM201 263V262H200ZM202 263H203V261H202ZM207 263V262H206ZM12 264V263H11ZM181 264V263H180ZM184 264V263H183ZM192 264V263H191ZM205 264V263H204ZM226 264V263H225ZM232 264H235V263H232Z\"/></svg>",
    "mask_w": 264,
    "mask_h": 264
}]
</instances>
